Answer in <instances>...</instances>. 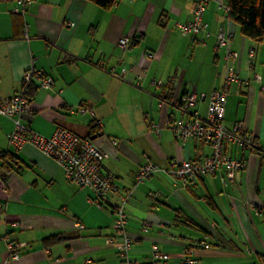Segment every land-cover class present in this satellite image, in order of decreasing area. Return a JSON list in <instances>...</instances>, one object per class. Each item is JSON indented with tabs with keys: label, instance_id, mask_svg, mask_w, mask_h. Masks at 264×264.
Wrapping results in <instances>:
<instances>
[{
	"label": "crops",
	"instance_id": "crops-1",
	"mask_svg": "<svg viewBox=\"0 0 264 264\" xmlns=\"http://www.w3.org/2000/svg\"><path fill=\"white\" fill-rule=\"evenodd\" d=\"M15 3L0 0V103L22 89L28 69L53 78L47 89L33 78L32 109L21 121L46 136L66 127L110 154L103 171L132 191L126 213L134 264H162L154 246L170 255L166 264H176L195 240L206 243L195 250L196 264H264V39L241 32L228 0L207 1L209 36L179 30L193 0H117L109 9L90 0H32L25 17L13 11ZM222 31L227 45L218 44ZM123 36L134 45L120 47ZM228 51L239 58L229 61ZM228 63L240 81L228 85L224 122L243 121L259 150L231 146L245 167L226 183L221 170L193 180L161 170L138 182L147 162L165 169L172 159L211 153L200 139L177 140L171 123L183 116L176 104L182 95L225 86ZM198 100L206 116L208 98ZM81 106L91 111L81 113ZM14 128L13 118L0 115V154L12 156L0 159V264H124L105 243L120 194H108L100 207L94 190L69 181L53 157L33 144L14 149ZM53 235L61 238L47 243ZM10 242L24 243L19 259Z\"/></svg>",
	"mask_w": 264,
	"mask_h": 264
},
{
	"label": "built area",
	"instance_id": "built-area-1",
	"mask_svg": "<svg viewBox=\"0 0 264 264\" xmlns=\"http://www.w3.org/2000/svg\"><path fill=\"white\" fill-rule=\"evenodd\" d=\"M208 0H193V12L191 19L179 24V30L183 35L199 36L204 34L209 36L207 23L204 21V13ZM32 0H16L13 11L25 17L27 7ZM28 25L25 24L27 35ZM218 44L227 45L228 37L222 31L218 34ZM135 43V38L123 36L118 40L122 48H129ZM150 54V53H149ZM251 58L255 55V50L249 52ZM239 58V54L228 51L229 61ZM36 77L38 88L47 89L53 84V78L41 72H34L28 69L23 75V86L17 93L5 98L0 103V115L14 119L15 128L9 135L10 145L21 150L26 144H33L49 156L53 157L64 169L65 177L81 186L90 187L95 192V201L101 207L106 201L107 195L114 192L120 194V200L114 205V221L112 223V234L106 236L105 243L116 250L123 259L124 264H134L135 259L131 256L134 240L127 231V202L132 194L130 189L122 191L117 185L115 175L111 172L103 171V162L110 157L100 145L93 140L81 138L70 129L58 126L52 135L46 136L36 132L29 124L21 121L22 115L32 109V97L28 93V86ZM261 79L260 75L256 76ZM240 81L237 68L232 64H227L225 75V86L214 89L210 94L188 92L177 99L176 104L181 110L182 118L171 123V131L177 140L187 141L200 139L211 147V153L201 159H172L167 168H161L153 162H147L136 172L138 182L145 181L161 170L166 171L174 180L197 179L205 175L215 174L221 170L225 173L224 182L233 180L235 173L245 167V162L241 158L232 156L231 146L236 145L242 149L259 150L260 145L246 128L243 121L239 120L227 126L224 122L227 88L232 82ZM208 98L206 116H202L198 109L199 100ZM81 113L91 111V109L81 106ZM264 160V151L261 153ZM17 224V222H15ZM75 226L82 230L85 225L75 222ZM147 231V228L144 229ZM198 245L205 246L203 240H195L187 244L176 264H196L197 258L195 250ZM24 243L10 242L8 245L11 257L19 259V249ZM152 256L156 263L166 264L170 255L160 251L157 246L152 249ZM88 259L85 264H90ZM101 264V263H96Z\"/></svg>",
	"mask_w": 264,
	"mask_h": 264
},
{
	"label": "trees",
	"instance_id": "trees-1",
	"mask_svg": "<svg viewBox=\"0 0 264 264\" xmlns=\"http://www.w3.org/2000/svg\"><path fill=\"white\" fill-rule=\"evenodd\" d=\"M98 6L109 9L117 0H90ZM228 15L235 20L241 29V32L257 42L264 39V0H228ZM28 93L32 95L29 91ZM7 155V156H6ZM9 154H0V159H7L9 162L12 156ZM10 158V159H9ZM61 237L53 235L46 239L47 243H54Z\"/></svg>",
	"mask_w": 264,
	"mask_h": 264
}]
</instances>
